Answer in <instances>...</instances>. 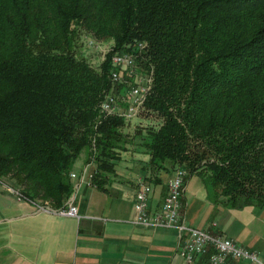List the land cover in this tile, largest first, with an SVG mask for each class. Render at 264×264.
<instances>
[{"label":"trees","instance_id":"obj_1","mask_svg":"<svg viewBox=\"0 0 264 264\" xmlns=\"http://www.w3.org/2000/svg\"><path fill=\"white\" fill-rule=\"evenodd\" d=\"M86 35L112 42L97 65L76 49ZM125 51L151 71L143 111L159 118L129 136L98 109L123 92L109 71ZM128 144L147 182L181 168L212 203L264 207V0H0V178L58 209L82 150L105 190Z\"/></svg>","mask_w":264,"mask_h":264},{"label":"crops","instance_id":"obj_2","mask_svg":"<svg viewBox=\"0 0 264 264\" xmlns=\"http://www.w3.org/2000/svg\"><path fill=\"white\" fill-rule=\"evenodd\" d=\"M147 158L139 151L120 152L105 190L72 170L74 194L58 209L70 201L74 214L31 202L11 183L0 182V264H186L173 228L133 222V196L140 182L147 183ZM157 176V182H150L149 213L160 209L169 172ZM180 201L186 224L241 245L247 225L264 222V207L229 208L209 201L196 175L185 178ZM205 258L189 264H208Z\"/></svg>","mask_w":264,"mask_h":264},{"label":"built area","instance_id":"obj_3","mask_svg":"<svg viewBox=\"0 0 264 264\" xmlns=\"http://www.w3.org/2000/svg\"><path fill=\"white\" fill-rule=\"evenodd\" d=\"M141 47L142 45L138 43L137 48L141 49ZM110 63L113 67L109 73L110 80L122 83L127 88L121 93L120 98L106 93L99 102V112L103 115L116 114L129 119L143 107V102L150 89L151 71L147 74L135 71L133 52L114 53ZM86 166L81 173V178L86 173ZM69 176L74 177L75 175L69 173ZM183 177L184 171L181 168L171 171L160 209L152 213L147 212V197L150 188L147 184L140 183L133 196L135 211L133 222L148 227L173 228L176 231L179 250L186 264L203 257H206L208 264H264L253 251L237 245L231 238L211 235L202 229L184 223L179 213ZM61 212L72 214L75 208L68 206Z\"/></svg>","mask_w":264,"mask_h":264},{"label":"rangeland","instance_id":"obj_4","mask_svg":"<svg viewBox=\"0 0 264 264\" xmlns=\"http://www.w3.org/2000/svg\"><path fill=\"white\" fill-rule=\"evenodd\" d=\"M111 44H112V42L110 40H97L96 41V40H94V39H92L86 35V36H81V38L78 40L76 49L81 51L82 54L85 56V58L89 62H91L93 65H97L98 63H100L104 59L105 53L111 48ZM125 52H128V51H125ZM133 56H134V66H135V68L134 67L133 68L137 69L139 67V65L137 64L138 62L136 60L137 55L134 52H133ZM112 69H113V67H111L110 71H112ZM110 71H109V73H110ZM117 83H119V82H117ZM121 87H122V90L125 92L127 87L122 83H121ZM108 94L113 96V92L108 93ZM116 96H117V98H120V96L119 97H118V95H116ZM124 121H125V124L123 127V131H125L129 136V135L133 134L137 129L141 130V133H144L148 126H155L159 122V118H157L151 114H146L143 111V107H142L140 110H138V112L134 116L130 117L129 119H124ZM127 147H128L127 150L131 151L132 146L130 144H128ZM86 158H87V152H86V150H82L80 152V154L78 155V157L73 162L70 173H73L72 170L76 174H79L80 171L82 173L83 169L87 165L86 166V173L82 178L80 177V180H83V178L86 177L87 181L90 184H92L89 181V176H90L89 168L93 167L94 164H93V161L86 163ZM84 163H85V165H84ZM81 173H80V175H81ZM69 178L71 179L73 177L69 176ZM71 180L76 181V179H71ZM184 181H185V172H184V177H183V185H184ZM0 182L11 183L8 180V178H6V177H1ZM140 183H143V182H140ZM145 184H147L150 188V181H148ZM73 194H74V188L72 189L70 197ZM68 206H72L70 201L67 202V207ZM66 208L64 210H66ZM44 210H46V208ZM61 210L55 209V211H59V212H61ZM255 210H256V208H255ZM74 213H72V214H74ZM66 214H69V213H66ZM247 231L248 232L246 234L245 240L243 241L244 243L242 242V245L239 243V241H234L233 239L232 240L237 245L243 246V247L253 251L257 255V257L260 258L264 262V222H261V220H260V222H258V220H255V221L249 223L247 225Z\"/></svg>","mask_w":264,"mask_h":264}]
</instances>
